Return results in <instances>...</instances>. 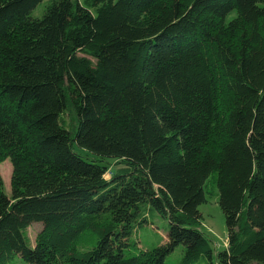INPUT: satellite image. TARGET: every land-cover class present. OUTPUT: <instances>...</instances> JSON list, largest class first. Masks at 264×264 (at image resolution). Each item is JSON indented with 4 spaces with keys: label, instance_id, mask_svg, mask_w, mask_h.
<instances>
[{
    "label": "trees",
    "instance_id": "obj_1",
    "mask_svg": "<svg viewBox=\"0 0 264 264\" xmlns=\"http://www.w3.org/2000/svg\"><path fill=\"white\" fill-rule=\"evenodd\" d=\"M7 159L0 264H264V0H0Z\"/></svg>",
    "mask_w": 264,
    "mask_h": 264
},
{
    "label": "rangeland",
    "instance_id": "obj_2",
    "mask_svg": "<svg viewBox=\"0 0 264 264\" xmlns=\"http://www.w3.org/2000/svg\"><path fill=\"white\" fill-rule=\"evenodd\" d=\"M70 121V119H68ZM77 151L82 153L83 151L76 148ZM0 171L4 181V192L8 195H12V176H13V164L11 159H7L6 161L0 163ZM200 210L204 216V224L203 229L210 236L214 248L216 251H222L227 246L228 239V229L226 224V219L224 212L220 206L219 198L216 196L206 204L201 205ZM41 225L36 224L30 227L29 229V238L32 244L35 243V238L37 233L40 231ZM142 242L143 245L148 248H153L154 246H160L163 244L164 239L167 237L166 223L157 218L155 220V224L151 228H146L142 233ZM179 249L173 252L170 256H168L167 261L170 263H175V258L178 257ZM20 258L18 257V264H22ZM23 261V260H22ZM24 262V261H23Z\"/></svg>",
    "mask_w": 264,
    "mask_h": 264
}]
</instances>
